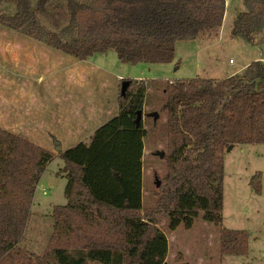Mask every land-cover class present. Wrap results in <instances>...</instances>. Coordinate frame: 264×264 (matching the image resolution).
Wrapping results in <instances>:
<instances>
[{
  "label": "trees",
  "instance_id": "1",
  "mask_svg": "<svg viewBox=\"0 0 264 264\" xmlns=\"http://www.w3.org/2000/svg\"><path fill=\"white\" fill-rule=\"evenodd\" d=\"M0 27L75 60L115 51L122 63H169L179 40L221 25L225 0H0ZM233 34L252 39L264 26V0H245ZM45 17L53 28L43 24ZM123 79V78H122ZM118 110L73 147L49 151L0 126V264H167L171 230L199 215L219 226V253L246 255L248 233L223 223V152L264 143V62L225 78L167 80L163 171L153 174L154 203L143 204L142 113L147 83L127 78ZM66 203L52 208L53 229L41 254L20 245L36 185L58 156ZM262 189L261 171L249 180ZM182 263L181 254L175 256Z\"/></svg>",
  "mask_w": 264,
  "mask_h": 264
},
{
  "label": "rangeland",
  "instance_id": "2",
  "mask_svg": "<svg viewBox=\"0 0 264 264\" xmlns=\"http://www.w3.org/2000/svg\"><path fill=\"white\" fill-rule=\"evenodd\" d=\"M244 1L225 0L221 25L205 30L197 38L177 41L174 58L169 63L126 64L115 51L75 60L20 32L0 27V126L23 131L15 134L57 152L60 143L52 141L50 135L57 127L53 122L57 113L52 103L54 98L67 93L74 95L73 104L61 108L67 114L84 107L79 105L84 94L90 95L92 106H104L107 101L108 112L114 113L119 89L127 84L125 80L142 78L148 87L140 114L146 130L142 156L143 204L152 205L153 174L164 170L160 153L167 141L165 82L195 76L221 79L242 72L254 60L264 62V26L253 31L252 39L233 34L239 14L247 9ZM14 12L13 4L0 1V13ZM39 18L53 28L45 17L39 15ZM119 75L123 79L118 80ZM79 135L86 137L83 132ZM76 140L74 145L79 142ZM63 164L58 155L46 166L31 201L20 245L36 254L49 246L54 222L52 208L66 203L67 178L61 170ZM256 171H261L262 176L260 193H255L249 185ZM222 214L223 227L247 231L246 255L221 256L219 226L204 221L200 215L189 230L182 226L171 230L168 217L163 216L160 228L169 243L166 263L179 264L175 256L181 254L182 263L189 264H264V143L235 144L223 152Z\"/></svg>",
  "mask_w": 264,
  "mask_h": 264
},
{
  "label": "crops",
  "instance_id": "3",
  "mask_svg": "<svg viewBox=\"0 0 264 264\" xmlns=\"http://www.w3.org/2000/svg\"><path fill=\"white\" fill-rule=\"evenodd\" d=\"M122 76H117V79H122ZM142 79V78H136ZM22 81L21 83H23ZM88 97V99H87ZM74 102V95L71 93H67L64 95H59L57 98L52 100V103L55 106L56 119L53 120L56 123V128L50 131L52 141L59 142V147L63 149H67L74 146V142L79 139V141H86L85 139L89 137V135L98 127L100 124L108 120L112 117L118 110V106L116 110L112 113L108 112L107 109V101L104 106L91 105L90 95L84 94L79 98V105H83L84 107L81 109H77L72 114H67L64 109H61L63 106L72 105ZM73 116V117H72ZM10 132L22 134L23 131H18L16 129H6ZM83 132L86 134V137H82L79 134ZM42 147H46L44 145H39Z\"/></svg>",
  "mask_w": 264,
  "mask_h": 264
},
{
  "label": "water",
  "instance_id": "4",
  "mask_svg": "<svg viewBox=\"0 0 264 264\" xmlns=\"http://www.w3.org/2000/svg\"><path fill=\"white\" fill-rule=\"evenodd\" d=\"M124 89H125V86L122 87V92H124ZM139 115H140V113H139ZM231 147H232V145L228 146V148H231ZM57 149H60V148L57 147ZM160 155L162 156L163 155V152H161Z\"/></svg>",
  "mask_w": 264,
  "mask_h": 264
}]
</instances>
